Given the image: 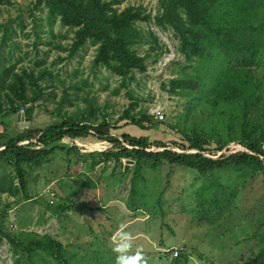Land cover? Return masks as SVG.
Listing matches in <instances>:
<instances>
[{"label": "rangeland", "instance_id": "rangeland-1", "mask_svg": "<svg viewBox=\"0 0 264 264\" xmlns=\"http://www.w3.org/2000/svg\"><path fill=\"white\" fill-rule=\"evenodd\" d=\"M107 1L116 11L143 6L152 15L150 22L138 23L146 39L135 47L139 56L150 55L147 71H135L131 81L96 65L98 46L91 41L71 56L75 29L63 26L59 18H50L40 0H0V67L15 65L16 72H26L29 91L31 72L37 75L45 70L38 80L42 95L36 103L38 107L44 103L46 110L34 109L31 127L44 129L60 122L54 114L57 110L63 116L79 118L93 110L98 122L107 118L112 125L122 126L125 121L120 119L130 110L137 119L144 114L159 122L156 130L146 133L151 142L182 140L183 136L167 125L176 130L181 125L188 134L192 129L200 130L208 113L201 107L199 94L168 91L174 79H194V69L185 68L187 62L174 29L155 24V17L161 13L160 0ZM263 17L261 10L256 18ZM153 35L158 37V45ZM255 68L264 93V52ZM9 92L6 89L0 98V139L4 142L23 130L18 122L22 109L18 114L7 112L22 100L9 98ZM159 111L164 120L159 118ZM28 116L22 114L21 122ZM121 133L125 131L114 130L112 135L119 137ZM60 145L66 148L64 152L57 151L40 167L27 169L26 188L20 186L13 167L0 163V220L10 235H52L65 245L70 264H115L111 238L124 224L135 237L133 251L142 248L149 264H174V249L180 250L181 261L186 264H203V260L209 264H262L261 174L254 178L233 170L202 174L168 164L153 167L151 163H143L136 170L132 160L118 163L98 155L111 150L112 145L96 136L64 139ZM229 148L248 151L237 143ZM244 181L251 183L227 201L223 211L215 201ZM224 200L226 196L218 202ZM0 264L57 262L41 251L30 260L27 253L4 240Z\"/></svg>", "mask_w": 264, "mask_h": 264}, {"label": "trees", "instance_id": "trees-1", "mask_svg": "<svg viewBox=\"0 0 264 264\" xmlns=\"http://www.w3.org/2000/svg\"><path fill=\"white\" fill-rule=\"evenodd\" d=\"M40 1L48 9L50 18H59L63 26L75 29L71 56L91 41L98 46L95 64L105 66L123 80H133L135 71H147L146 61L150 55L141 57L135 50L146 39L138 23L152 20L151 13L143 6L116 11L107 0ZM160 8L155 24L162 29H174L187 62L185 68L194 69V79H174L168 91L198 93L201 107L208 113L204 126L200 130L192 129L188 134L186 129L181 130V125H178V131L167 125L172 132L181 134L182 140L151 142L146 133L156 130L159 122L149 115L143 114L137 119L127 110L120 119L125 123L111 126L106 118L98 122L93 110L81 118L63 116L57 110L54 114L60 122L44 129L25 128L6 142L0 139V148H3L0 163L16 170L22 188H26L27 169L38 168L57 151L66 150L60 145L64 139L89 136L99 137L112 145L111 150L98 154L102 158L118 163L124 159L132 160L136 170L141 169L143 163H151L153 167L168 164L202 174L233 170L244 172V177H257V174L264 177V93L263 82L255 68L264 52V17L256 18L261 10L264 11V0H160ZM250 16L253 18H248ZM153 41L159 44L155 35ZM44 72L37 75L31 72L32 88L29 91L24 78L26 72H16L15 65L0 67V98L9 89V98L17 96L22 100L19 104L13 103L7 112L18 114L24 109L25 115L30 114L32 116L28 117L33 119L35 108L46 110L44 103L39 107L36 103L42 95L38 80ZM167 87L164 85L165 90ZM28 105L31 106L28 108ZM124 128H128V132L121 133L120 138L112 135L114 130ZM132 128L141 134L129 132ZM24 141L36 142L20 144ZM232 143L248 152H235L229 148ZM155 148L159 150H153ZM191 149L198 152H188ZM223 150L227 152L220 155ZM91 156L97 155L92 153ZM248 181L228 189L230 193L224 195L227 200L218 202L224 197L221 196L215 203L222 205L224 211L227 201L239 196L243 186L251 183ZM86 183L90 185V182ZM4 240L27 253L30 260L41 251L57 264H70L65 245L52 235L35 232L10 235L0 220V247ZM259 242L264 243V234ZM262 250L260 261L264 264ZM179 253L174 257V264H186ZM203 261V264L210 263Z\"/></svg>", "mask_w": 264, "mask_h": 264}, {"label": "clouds", "instance_id": "clouds-1", "mask_svg": "<svg viewBox=\"0 0 264 264\" xmlns=\"http://www.w3.org/2000/svg\"><path fill=\"white\" fill-rule=\"evenodd\" d=\"M111 239L112 250L116 254L115 264H149V259L142 248L137 247L133 251L135 237L124 224L118 226Z\"/></svg>", "mask_w": 264, "mask_h": 264}, {"label": "water", "instance_id": "water-1", "mask_svg": "<svg viewBox=\"0 0 264 264\" xmlns=\"http://www.w3.org/2000/svg\"><path fill=\"white\" fill-rule=\"evenodd\" d=\"M31 105H28V108L30 107ZM22 121V114L20 113V114H18V122H19V124H20V126H21V128H23V129H25V128H31V126H32V121H30V119H28V118H26L25 119V122H21ZM30 142H36V141H24L22 144H28V143H30ZM0 150H2L1 148H0ZM157 150H159V149H157ZM180 152H182L183 153V151H180ZM185 152V151H184ZM188 152H198V151H195V150H189ZM237 152V151H236ZM246 152H248V151H246ZM128 166H126V168H127Z\"/></svg>", "mask_w": 264, "mask_h": 264}, {"label": "built area", "instance_id": "built-area-1", "mask_svg": "<svg viewBox=\"0 0 264 264\" xmlns=\"http://www.w3.org/2000/svg\"><path fill=\"white\" fill-rule=\"evenodd\" d=\"M22 114H24L25 113V110L24 109H22V112H21ZM158 115H159V118L161 119V120H164L165 119V116H164V114H163V112L161 111H159L158 113H157ZM106 120L108 121V119L106 118ZM109 122V121H108ZM110 123V122H109ZM110 125L111 126H114V125H112L111 123H110ZM22 144V143H21ZM52 204L54 203V201H50ZM180 251L178 250V249H174V251H173V257H178L179 256V253Z\"/></svg>", "mask_w": 264, "mask_h": 264}, {"label": "crops", "instance_id": "crops-1", "mask_svg": "<svg viewBox=\"0 0 264 264\" xmlns=\"http://www.w3.org/2000/svg\"><path fill=\"white\" fill-rule=\"evenodd\" d=\"M30 119V118H29ZM131 131H129V132H131L132 134H141L140 133V131L138 130V129H134V128H132V129H130ZM122 131H125V133H127L128 132V128H124ZM46 214V213H45ZM46 217L47 218H49V215L48 214H46Z\"/></svg>", "mask_w": 264, "mask_h": 264}]
</instances>
